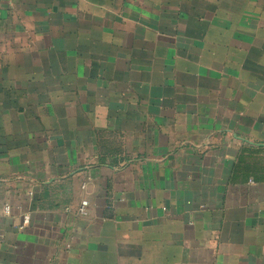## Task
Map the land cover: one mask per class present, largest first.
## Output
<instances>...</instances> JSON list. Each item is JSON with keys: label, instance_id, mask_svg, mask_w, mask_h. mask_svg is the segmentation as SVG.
Returning a JSON list of instances; mask_svg holds the SVG:
<instances>
[{"label": "crops", "instance_id": "crops-1", "mask_svg": "<svg viewBox=\"0 0 264 264\" xmlns=\"http://www.w3.org/2000/svg\"><path fill=\"white\" fill-rule=\"evenodd\" d=\"M0 217V264H264V0H0Z\"/></svg>", "mask_w": 264, "mask_h": 264}, {"label": "built area", "instance_id": "built-area-1", "mask_svg": "<svg viewBox=\"0 0 264 264\" xmlns=\"http://www.w3.org/2000/svg\"><path fill=\"white\" fill-rule=\"evenodd\" d=\"M87 184H83L82 188L86 189ZM10 208L8 206L4 207V214L9 215L10 214ZM78 214L81 217H87L89 215V202L87 200H83L78 208ZM1 218V217H0ZM30 223V217L25 216L23 219V224L28 225Z\"/></svg>", "mask_w": 264, "mask_h": 264}, {"label": "rangeland", "instance_id": "rangeland-1", "mask_svg": "<svg viewBox=\"0 0 264 264\" xmlns=\"http://www.w3.org/2000/svg\"><path fill=\"white\" fill-rule=\"evenodd\" d=\"M88 185H89V184L87 183V187H86V189H83V188L81 187L82 191L87 192ZM87 201H88V200H87Z\"/></svg>", "mask_w": 264, "mask_h": 264}]
</instances>
